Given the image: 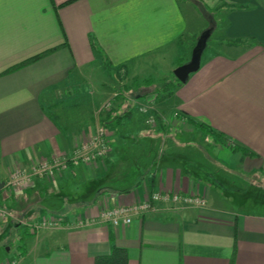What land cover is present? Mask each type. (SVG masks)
<instances>
[{
    "label": "crops",
    "instance_id": "obj_1",
    "mask_svg": "<svg viewBox=\"0 0 264 264\" xmlns=\"http://www.w3.org/2000/svg\"><path fill=\"white\" fill-rule=\"evenodd\" d=\"M206 7L215 21L191 26L212 18ZM207 28L216 37L199 69L168 95L148 92L173 82L190 60L185 36ZM108 122L104 161L3 189L23 223L5 228L97 218L159 191L205 204L155 202L129 225L29 229L0 264H95L114 248L126 264H264V0H0V181L70 155Z\"/></svg>",
    "mask_w": 264,
    "mask_h": 264
},
{
    "label": "built area",
    "instance_id": "obj_2",
    "mask_svg": "<svg viewBox=\"0 0 264 264\" xmlns=\"http://www.w3.org/2000/svg\"><path fill=\"white\" fill-rule=\"evenodd\" d=\"M116 95L113 96V98ZM113 99L103 104L101 112H109ZM146 113V110H142ZM155 120L150 118L146 124H154ZM109 130L100 125L96 128L93 135L82 141L74 148L68 156L55 157L50 160L42 159L36 164H32L28 169L21 168L14 170L8 176L5 182V188L10 191L18 192L31 185L36 178L52 180L53 177L62 171H66L70 164L92 163L95 161H104L109 154ZM173 202L186 205L203 206L205 200L199 196H181L178 193L153 192L145 199L140 200L133 197L130 203H117L111 209H102L97 218L76 219L73 222H62V220L53 217H43L33 223L25 224L33 231H51L59 229L84 228L96 223H104L111 226L129 225L134 218L141 216L153 209L155 202ZM13 220L19 225L23 223L17 219L11 212L0 206V222ZM1 264H16L15 259H9Z\"/></svg>",
    "mask_w": 264,
    "mask_h": 264
},
{
    "label": "rangeland",
    "instance_id": "obj_3",
    "mask_svg": "<svg viewBox=\"0 0 264 264\" xmlns=\"http://www.w3.org/2000/svg\"><path fill=\"white\" fill-rule=\"evenodd\" d=\"M206 11H208V13H212V18L211 19H207V20H202V19H199V20H192L191 22V26H196V25H198V21H199V27H201L202 26V24L204 25H206V27H209V24L208 23H210V22H213V21H215V17L213 18V16H214V14H215V12L213 11V10H211V9H209V8H207L206 7ZM200 11L202 12V10L200 9ZM201 18V17H200ZM203 18V17H202ZM197 21V22H196ZM206 21V22H205ZM203 22V23H202ZM208 29V28H207ZM199 31V30H198ZM204 31V30H203ZM203 31H201V32H198L196 35H197V37H194V35L192 36V35H190V34H188L187 36H185V38H184V41H183V43H184V50H185V52L187 53V57H189V55L191 56V52H192V49H193V47H194V45L196 44V41H197V38L199 37V35L203 32ZM215 37H216V34H215V32L214 31H212L211 32V36H210V38L208 39V41H207V44H206V46H207V49H209L211 46H213V44H214V41H215ZM111 71V70H110ZM169 78L171 79V80H173V82H175V79L173 78V75L172 74H169ZM169 79V80H170ZM165 84H166V82L164 83H159V84H155L154 86H152V88H149V90H148V92H157V93H160L161 95L163 94V92H162V89H163V87L165 86ZM136 88H133V91L135 90ZM102 107H103V105L101 106V108H99L98 109V111H97V114H100V113H102L101 112V110H102ZM111 108H112V106H111ZM111 110V109H110ZM6 189V188H5ZM2 194H4V192H1L0 193V203H1V207L2 208H4L5 209V207H4V204H3V202H2V200H1V198H2ZM0 223H3L2 225V227H4V229H3V231H2V233L0 234V253H5L6 254V251H5V248L3 247V245L5 244V245H7L9 242L11 243L12 242V240H13V235L14 234H18V236H20V237H24L26 234V231H28L29 229H27V228H25L24 226H21L19 229H8V228H5V226H6V223H5V221H3V222H0ZM8 246L10 247V251H13L14 250V248H12V246H10L9 244H8Z\"/></svg>",
    "mask_w": 264,
    "mask_h": 264
},
{
    "label": "water",
    "instance_id": "obj_4",
    "mask_svg": "<svg viewBox=\"0 0 264 264\" xmlns=\"http://www.w3.org/2000/svg\"><path fill=\"white\" fill-rule=\"evenodd\" d=\"M212 29L208 28L204 30L197 38L194 45L190 60L188 63L178 66L173 70V75L179 83H185L190 74L195 73L200 66L201 55L206 48L208 39L210 38ZM5 187V183L0 181V191Z\"/></svg>",
    "mask_w": 264,
    "mask_h": 264
},
{
    "label": "trees",
    "instance_id": "obj_5",
    "mask_svg": "<svg viewBox=\"0 0 264 264\" xmlns=\"http://www.w3.org/2000/svg\"><path fill=\"white\" fill-rule=\"evenodd\" d=\"M52 50H53V49H51V50H47V51H45V52H43V53H40V54H38V55H35V56H33V57H31V58H29V59H27V60L21 62L20 64L14 66L11 70H15V69H18V68H20V67H23V66H25V65H27V64H29V63H32V62H34V61L40 59L41 57L47 55V54L50 53ZM11 70H10V71H11ZM179 84H180V83L175 79V82H171V83H169V84H165V86H164L163 89H162V92H163L164 94L168 95V94H169L168 92L171 91V89H172L174 86L179 85ZM167 93H168V94H167ZM166 95H165V96H166ZM121 119H122V117H118V122L121 121ZM110 123H111V122H108V124H107V123H106V124H103V126H104V127H107V125H109ZM197 125H198L200 128H202V129H205V130H207V131L212 132V131L210 130V128L207 127V126H205V125H202V124H197ZM4 188H5V187H4ZM4 188H3V189H4ZM3 189L0 191V193L3 192ZM0 206H1V204H0ZM4 207H5V205H4ZM5 209H8V208L5 207ZM126 260H127V259H126V255H125L124 251L119 250V249H115V248H114V249H112L111 253H110L108 256H104V257H99V258H97V259L95 260V264H126V263H127Z\"/></svg>",
    "mask_w": 264,
    "mask_h": 264
}]
</instances>
